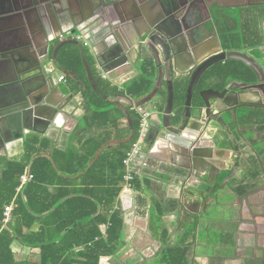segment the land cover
Returning a JSON list of instances; mask_svg holds the SVG:
<instances>
[{
    "label": "crops",
    "instance_id": "obj_1",
    "mask_svg": "<svg viewBox=\"0 0 264 264\" xmlns=\"http://www.w3.org/2000/svg\"><path fill=\"white\" fill-rule=\"evenodd\" d=\"M197 1L199 3L198 8L196 7L189 15L187 25V37H189L187 39L189 50L192 53V50L195 49V52L200 56L199 61L217 53L214 36L218 37L223 50L227 51L224 48V44L227 42H225L223 35L232 33L238 39V47L234 48L246 51L264 66V44L257 48L251 46L257 37H259V41H264V0ZM13 6V2L3 3L0 6V14L3 13L7 17L4 21L5 16H0V48L3 52L6 50L13 51L30 44L31 48L24 53V57L31 61L32 66H35L36 77L41 78L39 84L38 79L35 80L36 84L44 83L41 62L37 57V52L44 50L46 43L53 39L45 63L49 64L52 61L51 55L54 47L60 42L56 39L57 35L74 29L78 35H82L87 41L84 44L86 56L94 72L101 80L107 82L112 90L118 94H126L131 83L139 77L136 69L138 64L133 69L127 67L129 63H124L118 67L106 65L108 48L104 42L94 37L98 29L94 25L96 16L94 17L90 0H71L68 2L66 7L74 17V21L65 23L56 29L49 27L47 31L43 30L37 13H32L31 10L9 13L14 8ZM3 8L5 9L2 10ZM121 10L129 18L139 17L137 22L140 21L141 24L138 23L137 27L142 31L145 30L144 27H147L143 16L155 18L161 13L160 10L146 3L145 0H121ZM85 17L88 19L85 23L86 28L85 26L76 27V21ZM197 21L201 24L205 23L209 30V33L205 35H208V40L202 44L200 40L203 36L193 30L198 23ZM221 28L226 29L227 33H221ZM133 32V29L130 30L129 35H132ZM256 51L258 56L255 55ZM129 55L130 61L135 62L134 51H131ZM188 62V57H183L178 69L185 71L186 66L189 65ZM222 64L213 66L209 71ZM49 66V69L55 68L57 76L65 75L66 81L59 83V90L50 94L48 92L47 102L64 106L63 112L66 113V116L57 118L54 122L55 126L47 124L46 118H39L33 126V130H24L23 139L14 141L9 139L10 143L6 145L5 150H0V159L24 161V142L28 138L50 141L47 153L44 154L48 156L49 152L53 150L65 149L71 134L77 129L84 128L83 119L88 113L77 89L85 77L88 78L87 74H84L79 67H77V73L73 74L64 71L55 64L53 67ZM43 67L45 69L46 65ZM15 75L12 59L6 54H2L0 56V84L11 82ZM77 75L79 77H76ZM190 77L188 76V83ZM220 82L221 80L216 77L210 78L208 84L211 88L207 89H212ZM162 93L165 94V88ZM242 97L248 102L259 101V95L253 93L244 94ZM255 110L260 109L255 108ZM42 111L40 109V113L44 114ZM147 112L148 108L146 107L144 113L147 114ZM261 112L258 118L254 110H246L240 113L239 130L236 128L234 133L242 145H244V139L251 141V132H249L251 128L264 127V121L261 119L264 116V111ZM83 133L89 134V131ZM222 138H224L223 135ZM211 141L203 143L202 147L212 149L213 161L219 163L221 159L215 145L217 137ZM115 143H110V145ZM1 144L0 142V149ZM144 158L149 160L150 168L139 169L135 175L134 183L129 188L122 184L116 202L117 208L123 213V247L114 256L101 257L99 264H165V256L169 254L166 248L180 247L183 243L191 246L189 264H264V205H250V207L241 205V199H239L241 197L231 193L233 202H237L238 205H225V208L222 205L223 210L227 213L226 216L200 223L196 232L193 233L189 228L192 220L186 216L188 211L186 206L190 205L191 201H185L183 195L172 187L175 175L191 174V169L184 167V163H188L189 160L178 156L173 147L162 142H157L149 154L140 157L141 160ZM236 161L239 165V173L236 178L239 180L243 175L244 185L249 187L247 165L240 157ZM27 170H30V167ZM1 172L0 170V174ZM193 176L191 174V177ZM235 183L237 184V181ZM233 184L230 182V186ZM171 205H175V207L171 208ZM157 206L160 207L163 216L159 223L160 229L153 232L151 217L156 214ZM241 209L243 211L242 216L239 212ZM7 224L4 223L3 228H6ZM154 229H156L155 226ZM33 230L37 231L38 226H35ZM11 250L15 262L18 264H39L40 262V250L38 248L24 246L15 240L11 245ZM73 253L72 259L66 264L86 263L80 257L81 251L79 249L74 250Z\"/></svg>",
    "mask_w": 264,
    "mask_h": 264
},
{
    "label": "water",
    "instance_id": "obj_2",
    "mask_svg": "<svg viewBox=\"0 0 264 264\" xmlns=\"http://www.w3.org/2000/svg\"><path fill=\"white\" fill-rule=\"evenodd\" d=\"M2 1L9 3L7 0L0 2ZM70 1L25 0L24 3H19V6L15 4L9 13L31 10L32 13H37L43 30L47 31L49 27L56 29L65 23L74 21V17L66 7ZM90 1L93 6L94 17L96 16L94 25L98 29L94 37L104 42L108 48L106 65L118 67L124 63H129L127 67L133 69L138 64L139 66L137 65L136 68L138 76L147 77L151 80L149 93L138 99L125 94L106 98L110 103L118 106L128 120L130 136L123 140V143L129 142L133 135L129 110L136 111L141 118V132L144 136L141 156L149 154L157 142H162L173 147L178 156L196 163L203 159L202 155L199 154V151L203 150V143L213 141L218 137L220 127L229 131L228 124L222 115L229 113L231 120L237 121V108H232L227 102L231 92L233 94H237L235 90L255 92L259 95L260 100L264 101V66L246 51H224L218 37L214 36L217 53L199 61L200 56L195 52V49L191 53L186 44L184 48L181 47L177 34L171 36L163 32L161 27L165 24L164 19L143 16L147 29L142 31L137 27V20L140 18H129L125 15V12L121 10V0ZM145 1L151 4L153 8L160 10L164 17L171 14V2L179 8L182 7L180 0ZM0 16H5L4 21L7 18L3 13ZM86 18L76 21L75 26H85L86 28L85 23L88 20ZM85 28L83 27V29ZM132 29L134 32L130 36L129 32ZM193 30L203 36L200 40L201 44L207 42L208 35H205L209 33V30L205 23ZM76 32L74 29L72 34L75 35ZM52 41L53 39L49 40L44 50L37 52L44 80L41 85H38L41 78L36 77L35 66H32L31 61L24 57V53L31 48L30 44L13 51L6 50L3 52L0 48V56L6 54L12 59L16 73L11 82L0 84V142L2 143L0 150H5L6 145L10 143L9 139L11 141L23 139L24 130H33V126L39 118H46L47 124L55 126L54 122L57 118L66 116V113L63 112L64 106L49 104L46 99L48 92L50 94L59 90L56 74L46 72L43 67L46 65L50 52L49 46ZM66 46H75L80 50L88 80L93 84V77L86 59V49L81 41L68 39L58 43L51 55L54 64L57 66L59 51ZM131 51H134L136 55L135 62L130 61L129 53ZM185 56L189 59V65L186 66L185 71H181L178 69V65ZM231 60L246 65L255 75L256 82L253 84L230 83L222 92L205 89L200 91L199 98H196V88L205 74L213 66ZM187 76H191L189 83L186 79ZM37 79L38 84L35 82ZM186 85L185 101L181 104L176 100V87ZM164 88L165 94L162 98ZM161 100L163 103L160 102ZM145 107L148 108V115L144 119L137 110L140 108L144 112ZM40 109L43 110L44 114L40 113ZM198 173L199 171L192 179L191 174L175 175L172 187L183 195L185 201H191V204L196 206L198 211L194 214L195 217H192L191 223L198 220L200 224L217 220L222 215L223 208L222 205L215 203V196L217 195L215 186L212 192H208L206 187H203L209 186L211 177L207 173L203 175ZM217 179L218 174H216L213 184L217 183ZM182 186H184L183 189ZM188 211L191 212L189 208Z\"/></svg>",
    "mask_w": 264,
    "mask_h": 264
},
{
    "label": "trees",
    "instance_id": "obj_3",
    "mask_svg": "<svg viewBox=\"0 0 264 264\" xmlns=\"http://www.w3.org/2000/svg\"><path fill=\"white\" fill-rule=\"evenodd\" d=\"M221 33L225 34L227 30L221 28ZM223 38L228 44H224L226 50L238 47L236 35L225 34ZM262 44L264 41L257 37L251 46L257 48ZM255 55H259L257 51ZM87 61L93 84L85 77L77 89L88 113L83 119L84 128L71 134L65 149L53 150L48 156L44 154L50 141L28 138L24 142V161L0 159V264H18L11 250L15 240L24 246L38 248L39 264H66L77 249L85 264H99L101 257L114 256L123 247V213L116 202L125 173L123 161L140 136L141 118L136 111L129 110L133 135L129 142L123 143L130 136L128 120L118 106L106 99L119 94L96 75ZM57 66L73 74L79 67L86 74L80 50L75 46H66L59 51ZM212 77L221 80L212 87L216 90L225 89L232 81L256 82L255 75L246 65L226 61L205 74L196 88V98L200 91L211 88L208 81ZM178 87L176 100L182 104L187 85ZM150 90L151 80L138 77L125 95L138 99ZM254 112L257 118L262 113L260 110ZM113 142L116 143L110 145ZM28 167L33 180L17 193L19 179ZM235 192L242 198L247 189L240 187ZM10 204L14 206L12 217L3 228L4 209ZM157 207L156 214L151 217L153 232L160 229L163 216ZM35 226H38L37 231L33 230ZM198 226L196 220L189 228L194 233ZM190 247L185 243L180 247H167L169 254L165 256V264H189Z\"/></svg>",
    "mask_w": 264,
    "mask_h": 264
},
{
    "label": "flooded vegetation",
    "instance_id": "obj_4",
    "mask_svg": "<svg viewBox=\"0 0 264 264\" xmlns=\"http://www.w3.org/2000/svg\"><path fill=\"white\" fill-rule=\"evenodd\" d=\"M1 1V0H0ZM9 3L13 2L14 5H18L19 3H24L25 0H7ZM182 7L179 8L176 4L171 2V14L168 17H164L163 13L161 12L155 18L164 19L163 22L165 23L161 28L164 30L163 32L174 36L177 34L178 39L180 41L181 47H187L188 45V37H187V25L188 19L191 11L195 10V8L199 6L197 0H180ZM6 2H0V6ZM28 6V5H27ZM202 6V5H201ZM14 7V6H13ZM3 8L2 10H4ZM148 17V16H147ZM151 18V17H149ZM154 18V17H152ZM198 23L195 27L200 26L201 22L197 21ZM141 24V22H138ZM141 26V25H140ZM194 27V28H195ZM145 30L147 27H144ZM83 44L87 43L86 40L81 41ZM60 43V42H59ZM188 79V76L186 77ZM238 81H232L230 83H237ZM229 83V84H230ZM242 83V82H239ZM228 84V85H229ZM248 84V83H245ZM253 84V83H252ZM226 86V88L228 87ZM225 88V89H226ZM213 89V88H212ZM223 90H216L222 92ZM237 94H233L231 92L229 99L227 102L231 105L232 108L236 109L237 114V121L231 120V115L229 113H225L222 115L225 122L228 124L229 131L225 128L220 127L218 131V137L216 142L217 150L219 151V158L221 159L219 163L213 161L212 149L210 148H203V150L199 151V154L202 155L203 159L197 161L196 163L188 161V163H184V167L191 169V174L194 178L199 171V175H203L207 173L209 177H211V182L209 186H203L208 192H212L215 186L216 194L219 192H223L224 195L226 194H234L237 195L235 190L240 187L247 188V194L245 197L239 198L241 205H246L250 207V205H264V127H254L249 130L251 132V141H247L244 139V145H242L239 140L236 139L234 130L237 128L239 130V115L246 110H255V108L264 111V101L260 100L257 102H248L243 99L242 95L247 93L257 94L255 92H245L235 90ZM239 93V94H238ZM258 95V94H257ZM232 110V109H231ZM264 121V116L261 118ZM223 135L224 138L221 139ZM211 141V140H210ZM212 142V141H211ZM214 144V143H213ZM242 158L248 169V181L249 187L244 185V178L242 177L238 180L236 176L238 175L239 165L237 164L236 159ZM246 173V172H245ZM218 174L217 183L213 184V180ZM228 180V181H227ZM237 181V184L235 183ZM233 184V186H230ZM248 183V182H247ZM231 194V195H232ZM218 205V203L216 204ZM230 205H238L237 202H232ZM191 210V212L187 211L186 216L195 217L194 214L198 211L194 204L187 205V209ZM232 211V209H230ZM201 211V209H200ZM240 216H242L243 211L241 209ZM223 213L225 214L224 210ZM230 213V211H229ZM227 214V213H226ZM232 214V213H231ZM230 216V215H229ZM222 217V216H221ZM241 218V217H240Z\"/></svg>",
    "mask_w": 264,
    "mask_h": 264
},
{
    "label": "built area",
    "instance_id": "obj_5",
    "mask_svg": "<svg viewBox=\"0 0 264 264\" xmlns=\"http://www.w3.org/2000/svg\"><path fill=\"white\" fill-rule=\"evenodd\" d=\"M56 39H58L60 42L68 40V39H75L77 41L86 40L85 37H83L82 35L72 34V31H70V30L65 31L64 33H59L57 35ZM49 65H51L53 67L54 62L50 61L49 64L47 63L45 70L46 71L49 70V71H47L48 73H55L56 74L55 68L49 69V67H50ZM56 77H57L56 80L58 83H63L66 81L65 75L57 76V74H56ZM137 112L141 113L142 118H144V119L148 115V114L142 112L140 108L137 110ZM143 137L144 136L142 135V132L140 131V136H139L138 140L131 145V147L128 150V152L126 153L125 159L123 161L124 172H125L124 178H123V185L125 187H128V188L133 183L135 175H136L137 171H139V169H149L150 168V164H149L148 159H146V158H144L142 160L140 159L142 146L144 143ZM32 180H33V175H32L30 170H27L19 179V186L16 189L17 193H19ZM13 208H14L13 204H10V205L5 207L4 213H3L4 223H9L11 216H12Z\"/></svg>",
    "mask_w": 264,
    "mask_h": 264
},
{
    "label": "rangeland",
    "instance_id": "obj_6",
    "mask_svg": "<svg viewBox=\"0 0 264 264\" xmlns=\"http://www.w3.org/2000/svg\"><path fill=\"white\" fill-rule=\"evenodd\" d=\"M164 96V93H163V95H162V98H164L163 97ZM163 101H164V99H162ZM160 101L161 103H163V101ZM146 108V107H145ZM144 108V109H145ZM233 202V196L231 195V194H226L225 193V195H224V193L223 192H219V193H217V195L215 196V203L217 204L218 203V205H223L224 206V208H225V205H230L231 203ZM225 212V211H224ZM225 214H226V212H225ZM224 213L222 214L223 216L222 217H224V216H226ZM221 217V216H220ZM219 217V218H220ZM218 218V219H219Z\"/></svg>",
    "mask_w": 264,
    "mask_h": 264
}]
</instances>
